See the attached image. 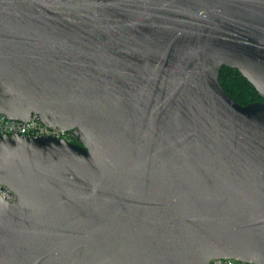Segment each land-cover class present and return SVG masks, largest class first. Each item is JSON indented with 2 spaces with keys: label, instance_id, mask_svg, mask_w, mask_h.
Returning a JSON list of instances; mask_svg holds the SVG:
<instances>
[{
  "label": "water",
  "instance_id": "water-1",
  "mask_svg": "<svg viewBox=\"0 0 264 264\" xmlns=\"http://www.w3.org/2000/svg\"><path fill=\"white\" fill-rule=\"evenodd\" d=\"M0 115V264H264V0H0Z\"/></svg>",
  "mask_w": 264,
  "mask_h": 264
},
{
  "label": "built area",
  "instance_id": "built-area-1",
  "mask_svg": "<svg viewBox=\"0 0 264 264\" xmlns=\"http://www.w3.org/2000/svg\"><path fill=\"white\" fill-rule=\"evenodd\" d=\"M19 133L24 136H50L57 139L71 141L70 133L61 131L59 128L51 129L33 116L29 122L9 120L0 115V136ZM0 193L1 190H0ZM4 196L5 194L2 193ZM209 264H247L233 259L212 260Z\"/></svg>",
  "mask_w": 264,
  "mask_h": 264
},
{
  "label": "trees",
  "instance_id": "trees-1",
  "mask_svg": "<svg viewBox=\"0 0 264 264\" xmlns=\"http://www.w3.org/2000/svg\"><path fill=\"white\" fill-rule=\"evenodd\" d=\"M220 84L226 93L239 105L246 106L256 102H263L249 82L240 75L238 70L223 67ZM71 142H76L75 140Z\"/></svg>",
  "mask_w": 264,
  "mask_h": 264
},
{
  "label": "bare ground",
  "instance_id": "bare-ground-1",
  "mask_svg": "<svg viewBox=\"0 0 264 264\" xmlns=\"http://www.w3.org/2000/svg\"><path fill=\"white\" fill-rule=\"evenodd\" d=\"M74 139L71 137V141H73Z\"/></svg>",
  "mask_w": 264,
  "mask_h": 264
}]
</instances>
